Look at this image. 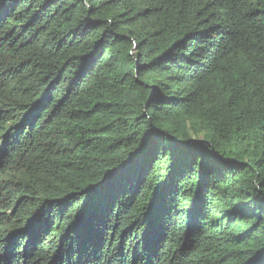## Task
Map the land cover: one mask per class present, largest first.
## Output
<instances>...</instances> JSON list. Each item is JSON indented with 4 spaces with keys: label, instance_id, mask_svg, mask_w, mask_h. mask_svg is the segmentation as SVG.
<instances>
[{
    "label": "trees",
    "instance_id": "1",
    "mask_svg": "<svg viewBox=\"0 0 264 264\" xmlns=\"http://www.w3.org/2000/svg\"><path fill=\"white\" fill-rule=\"evenodd\" d=\"M0 264H264V0H0Z\"/></svg>",
    "mask_w": 264,
    "mask_h": 264
}]
</instances>
